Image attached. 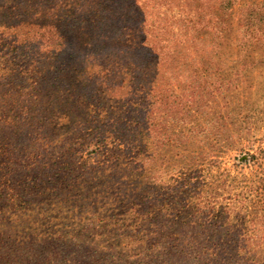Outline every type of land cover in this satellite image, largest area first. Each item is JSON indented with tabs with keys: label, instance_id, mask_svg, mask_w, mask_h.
Instances as JSON below:
<instances>
[{
	"label": "rangeland",
	"instance_id": "obj_1",
	"mask_svg": "<svg viewBox=\"0 0 264 264\" xmlns=\"http://www.w3.org/2000/svg\"><path fill=\"white\" fill-rule=\"evenodd\" d=\"M113 66H121L128 81L170 84L174 94L188 97L184 113L216 114L205 141L197 135L177 141L213 148L202 161L217 159L218 169L241 180L251 175L250 158H264V0H0V264H131L139 247L148 252L131 235L127 206L86 178L87 152L77 158L75 150L62 153L57 145L74 134L89 145L87 132L98 146L122 140L126 129L118 130L116 118L123 109L116 101L128 81L107 83L118 74ZM80 80L98 97L83 108L80 130L65 121L13 130L38 103L46 107L40 114L67 118L73 82ZM225 82L228 89L211 87L201 97L204 84ZM102 130L108 131L104 141ZM164 152L172 156L160 145L148 164L156 178ZM46 162L73 170L61 194L54 191L58 180L43 173ZM20 164L33 166L26 172ZM43 176L50 185H42ZM82 182L83 194L74 198V185Z\"/></svg>",
	"mask_w": 264,
	"mask_h": 264
},
{
	"label": "trees",
	"instance_id": "obj_2",
	"mask_svg": "<svg viewBox=\"0 0 264 264\" xmlns=\"http://www.w3.org/2000/svg\"><path fill=\"white\" fill-rule=\"evenodd\" d=\"M70 47L72 56L75 50L72 45ZM67 50L63 49L62 53ZM58 58L53 56L54 60ZM113 68L118 70V74L114 81L107 83L122 86L128 81V76L122 72L121 66ZM139 69L142 68L136 71ZM86 84L87 81H74L76 90L69 89L74 90L71 92L74 99L67 118L62 113L40 114L39 111L46 110V107L38 103L37 109L27 111L24 117L21 115L16 120L13 130L29 125L38 131L46 129L50 123L60 124L62 121L67 128L80 130L79 124L84 121L83 108L93 98L98 99L93 95L95 87L90 90ZM228 85L227 82L204 84L201 97L205 99L204 91L211 90V87L219 91L224 86L228 89ZM123 87L126 92L116 101L120 104L117 110L122 108L124 111L119 113L123 115L122 119L116 118V121H121L118 130L126 129L121 141L111 146H98L93 142V134L87 132L92 141L89 145L81 144L82 137L78 134L69 138L67 143L57 145L62 153L75 150L77 158H83L87 152L90 172L85 174L86 178L92 176L97 187L102 186L105 193L116 196L130 210L128 217L132 225L128 227L131 235L148 251L143 253L139 247V251L129 256V259L135 258L133 262L130 260L131 264H264V158H250L246 166L251 175L241 180L233 178L228 170L218 169L220 163L217 159L204 162L202 160L206 159L199 158L213 148L200 144L196 147L195 143L181 147L177 142L181 138L192 142L197 140L196 135L205 141L209 136L207 123L216 120L215 113H184L183 106L188 97L174 94L170 84H138L130 76ZM217 119L225 120L222 117ZM107 132H100L101 141L106 139ZM160 145L170 148L172 156L166 158L164 152L159 165L161 170L157 173L160 178H156L148 164ZM183 155L185 158H179ZM20 166L27 172L33 165ZM43 168L48 169L43 171L47 177L58 180L54 191L64 192L73 170L63 162H46ZM37 170L39 168L35 166L32 172ZM43 177L45 179H40L42 185L50 182ZM85 187L84 182L75 184L74 198L80 191L83 194ZM35 189V195H41L39 187L35 186ZM115 225L122 227V221H115ZM104 239L101 238L99 245L103 249L106 248ZM95 246V242L89 244V247Z\"/></svg>",
	"mask_w": 264,
	"mask_h": 264
}]
</instances>
